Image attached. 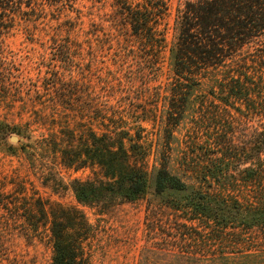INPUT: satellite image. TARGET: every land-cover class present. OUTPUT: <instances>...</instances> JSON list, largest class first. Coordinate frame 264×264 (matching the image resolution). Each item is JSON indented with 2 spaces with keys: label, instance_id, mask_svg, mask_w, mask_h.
<instances>
[{
  "label": "rangeland",
  "instance_id": "374dc122",
  "mask_svg": "<svg viewBox=\"0 0 264 264\" xmlns=\"http://www.w3.org/2000/svg\"><path fill=\"white\" fill-rule=\"evenodd\" d=\"M120 2L16 0L0 19V264L51 263L48 224L33 231L23 218L36 198L94 225L92 264H264V228L235 212L264 204V37L184 88L173 50L185 0H167L160 51L131 33ZM113 130L147 152L145 197L81 204L71 182L99 168L62 160L93 157L92 141ZM161 164L184 189L156 191ZM201 194L212 197L207 215L191 204Z\"/></svg>",
  "mask_w": 264,
  "mask_h": 264
},
{
  "label": "trees",
  "instance_id": "16d2710c",
  "mask_svg": "<svg viewBox=\"0 0 264 264\" xmlns=\"http://www.w3.org/2000/svg\"><path fill=\"white\" fill-rule=\"evenodd\" d=\"M15 2L0 0V19L18 8ZM120 5L122 18L130 25L131 33L145 38L150 47L160 51L165 33L159 25L168 12L167 0H137L133 4L121 0ZM177 25L179 33L173 50V71L178 85L186 88L200 71L225 63L250 43L264 37V0H185L177 16ZM262 44L264 42L255 50L264 55ZM112 132H104L92 141L95 146L93 157L87 155L84 160L75 149L62 160L64 166L74 167L75 171L85 167L87 160L99 168L101 174L98 178L72 180L71 189L81 204L105 209L145 197L146 150L138 141L127 148L123 130ZM260 138L259 146L264 147V130ZM127 140L134 139L129 137ZM259 160L264 158L259 157ZM155 184L158 193L167 188H185L184 182L164 164L156 170ZM191 204L196 212L203 215L212 211V197L209 195L201 194L200 201H192ZM30 207H26L27 215L23 218L26 224L34 226L33 231H37L38 223L48 224L52 251L50 264H92L90 250L96 235L95 227L81 210L58 203L47 205L39 198L33 199L32 203L30 201ZM235 212L240 213L246 226L264 228V204L240 205ZM25 235L29 236V233ZM186 257L196 261L200 259L195 253Z\"/></svg>",
  "mask_w": 264,
  "mask_h": 264
},
{
  "label": "water",
  "instance_id": "95a60500",
  "mask_svg": "<svg viewBox=\"0 0 264 264\" xmlns=\"http://www.w3.org/2000/svg\"><path fill=\"white\" fill-rule=\"evenodd\" d=\"M12 139H13V140H15V138H14V137H13Z\"/></svg>",
  "mask_w": 264,
  "mask_h": 264
}]
</instances>
